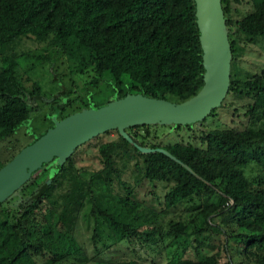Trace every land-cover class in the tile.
<instances>
[{
  "label": "trees",
  "instance_id": "16d2710c",
  "mask_svg": "<svg viewBox=\"0 0 264 264\" xmlns=\"http://www.w3.org/2000/svg\"><path fill=\"white\" fill-rule=\"evenodd\" d=\"M230 1L220 3L233 61L242 40H264V0H250L251 10L233 22ZM23 39L57 49L74 73H91V84L107 85L108 98L98 101L92 94L71 98L67 93L60 103L57 96L46 97L37 82L31 84V89L26 88L17 73V62L23 54L14 50ZM200 53L192 0H0V144L8 146L9 138L28 121L32 111H37L38 101L56 112L55 117L44 118L48 126L71 113L109 102L111 95L114 100L138 93L182 102L202 86ZM48 62L52 66L53 58ZM230 92L252 100L247 105V125L243 129L203 131L199 146L179 142L160 146L144 141L149 129L157 125H138L126 132L137 145L152 151H139L116 131V140L99 145L102 165L88 179L71 171L70 156L61 165L51 160L34 170L23 185L0 203V264H37L34 256L42 249L55 252V228L61 224L72 229L86 198L92 203L94 235L102 223L113 243L140 236L143 220L136 212L139 203L128 195L115 199L109 191L113 178L120 176L115 158L134 161L135 184L147 180L167 185L164 208L191 203L209 229L214 217L242 227L248 234L237 237L246 242L245 260L264 264V177L253 184L244 172L251 162L264 172V69L247 80H236L230 75L226 94ZM176 128L190 130L192 126ZM40 176L43 177L39 179ZM98 183L102 186L98 187ZM14 195L15 207H4ZM35 214L37 225L40 219L47 224L45 232L38 236H33L35 229L28 226ZM170 224L166 236L175 241L186 225ZM144 237L146 242H153L149 234ZM166 264H217V260L216 255L198 260L179 256Z\"/></svg>",
  "mask_w": 264,
  "mask_h": 264
},
{
  "label": "rangeland",
  "instance_id": "374dc122",
  "mask_svg": "<svg viewBox=\"0 0 264 264\" xmlns=\"http://www.w3.org/2000/svg\"><path fill=\"white\" fill-rule=\"evenodd\" d=\"M230 7L232 22L240 19L252 8L250 0H231ZM229 27L234 28L232 24ZM14 50L18 54H23L17 62V73L20 75V81L28 89H31L33 82H37L41 85L46 97L57 96L60 103L64 102L67 93L71 98H84L92 94L94 100L98 101L106 100L110 94L109 87L104 83L91 84V73H74L64 56L45 43L23 39ZM49 58H53L52 66L48 62ZM263 69L264 40L257 38L252 43L242 40L237 45L234 60L231 61L230 58L229 76L236 80H247L260 74ZM110 99L114 100L112 95ZM251 102L250 97L238 92H230L226 94L220 107L204 118L205 122L194 124L190 130L172 125L153 124L157 126L149 129V134L144 141L146 144L160 146L177 142L199 146L203 131L233 127L243 129L247 125V105ZM36 108H38L37 111H32L28 121H25L23 126L9 138L8 146L0 144V164L49 127L44 118L55 117V110L41 101L37 102ZM116 139V130H109L93 137L74 150L70 155L68 167H71L75 175L88 179L90 174L96 173L102 165L98 152L99 145ZM132 162L134 161H127L125 158H115V167L120 169V176L119 179L113 178L109 191L115 199L119 200L128 195L139 203L136 212L143 220V224L139 227L140 236H130L119 243H113L107 227L102 223L98 224L102 226H99V232L94 235L95 220L90 214L92 203L86 198L76 214L72 229L61 224L55 228L53 239L58 246L55 252H51L48 248L42 249L39 255L34 256L37 264H113L116 262L166 264L169 259L179 256L198 260L211 255H216L217 264H253L252 261L245 260L246 242L237 237L239 234H248V232L233 221L223 222L217 217H214L211 228H207L197 215L196 205L194 208L191 203L176 208H164L163 196L167 185L147 180L141 181L138 185L135 184L137 176ZM244 172L253 184L259 177H264L261 167L254 162H251ZM42 177L40 176L39 179ZM65 186L66 181H64ZM97 186L100 187L102 184L98 183ZM64 187L62 184L61 188ZM16 197L17 195L12 196L4 207L8 209L15 207ZM32 216L28 226L35 229L33 236L41 235L45 232L47 224L44 219H40L41 223L37 225L34 218L36 214ZM171 222H182L186 225L184 233L175 241L170 235L166 236L171 228ZM155 226L157 229H154ZM145 234H149L153 242L150 240L146 242Z\"/></svg>",
  "mask_w": 264,
  "mask_h": 264
},
{
  "label": "water",
  "instance_id": "95a60500",
  "mask_svg": "<svg viewBox=\"0 0 264 264\" xmlns=\"http://www.w3.org/2000/svg\"><path fill=\"white\" fill-rule=\"evenodd\" d=\"M192 1L203 66V83L197 93L179 103L126 94L55 120L0 167V203L23 185L34 170L51 160L63 164L78 146L97 135L116 130L139 151L150 152L152 149L137 145L126 129L153 124L193 126L220 107L229 86L231 58L221 3ZM156 150L173 158L161 148Z\"/></svg>",
  "mask_w": 264,
  "mask_h": 264
}]
</instances>
